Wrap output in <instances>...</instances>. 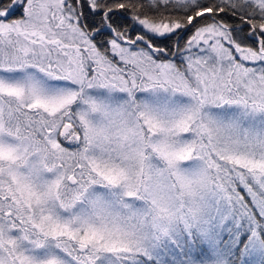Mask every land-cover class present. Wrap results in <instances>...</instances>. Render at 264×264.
Returning a JSON list of instances; mask_svg holds the SVG:
<instances>
[{
	"label": "snow or ice",
	"instance_id": "1",
	"mask_svg": "<svg viewBox=\"0 0 264 264\" xmlns=\"http://www.w3.org/2000/svg\"><path fill=\"white\" fill-rule=\"evenodd\" d=\"M0 264H264V0H0Z\"/></svg>",
	"mask_w": 264,
	"mask_h": 264
}]
</instances>
